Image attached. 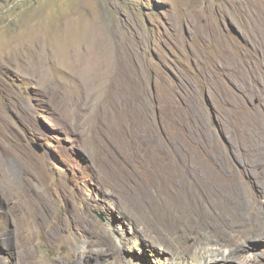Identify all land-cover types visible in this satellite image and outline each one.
Instances as JSON below:
<instances>
[{"label": "rangeland", "instance_id": "1", "mask_svg": "<svg viewBox=\"0 0 264 264\" xmlns=\"http://www.w3.org/2000/svg\"><path fill=\"white\" fill-rule=\"evenodd\" d=\"M170 143L215 210L156 199L139 162ZM133 239L264 264V0H0V264H129Z\"/></svg>", "mask_w": 264, "mask_h": 264}, {"label": "trees", "instance_id": "2", "mask_svg": "<svg viewBox=\"0 0 264 264\" xmlns=\"http://www.w3.org/2000/svg\"><path fill=\"white\" fill-rule=\"evenodd\" d=\"M170 152H165V150H157L154 146V152L150 153L147 158L148 161L142 160L139 163V169L141 171L150 170L156 175V180L159 189L155 193L156 199L162 205V199L165 201H175V204H167L169 208L176 207L177 200L180 199L182 194L185 197V202L188 204L190 210L201 212V209L207 208V210L213 211L217 208V203L208 202L202 195V190L198 185L202 178H198L194 174L193 170L189 167L187 160L182 159L178 156L179 150L175 149V146L170 143ZM174 147V148H173ZM182 152H184L182 150ZM176 154V156H175ZM187 159L189 156L186 154ZM200 158H204V155ZM139 160V159H138ZM190 160V159H189ZM197 166V165H196ZM209 171H215L214 166ZM232 170V169H231ZM198 173V168L196 172ZM174 180H179L188 184V186L181 187L178 189L173 184ZM200 181V182H198ZM198 182V183H197ZM168 186L172 188L168 189Z\"/></svg>", "mask_w": 264, "mask_h": 264}, {"label": "bare ground", "instance_id": "3", "mask_svg": "<svg viewBox=\"0 0 264 264\" xmlns=\"http://www.w3.org/2000/svg\"><path fill=\"white\" fill-rule=\"evenodd\" d=\"M142 244L143 243L141 242L140 239H137V240L133 239V242L131 243V246L129 248L131 251H133V253L134 252L135 253L134 254L130 253L131 257L129 258V264H143L142 260L144 258L142 257L143 259L141 260V255L139 256V254L136 253L137 249L141 250V252L144 253L143 252L144 248H142ZM222 245H223V243H222ZM222 245H218V243H215V241L208 242L206 244H204V243L201 244V241H200L196 245L195 249L190 251L189 254H184V255H182V254H179V255L175 254L174 255L173 254V256H172L173 262H174V264H215V263L224 264L223 261H220L221 260L219 258L220 256H227V258H223V259H227L230 262H233L234 260L242 261V258H244V255H243L244 247L222 248ZM147 246L149 248H151L150 249L151 251H155L157 249L155 244H153V246H151L147 243ZM155 254H159V253H155ZM231 264H233V263H231Z\"/></svg>", "mask_w": 264, "mask_h": 264}, {"label": "water", "instance_id": "4", "mask_svg": "<svg viewBox=\"0 0 264 264\" xmlns=\"http://www.w3.org/2000/svg\"><path fill=\"white\" fill-rule=\"evenodd\" d=\"M35 146H37V144H35ZM39 151H42V150H39Z\"/></svg>", "mask_w": 264, "mask_h": 264}]
</instances>
